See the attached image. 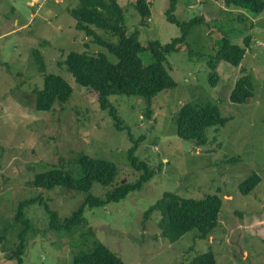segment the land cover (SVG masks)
<instances>
[{"label": "rangeland", "instance_id": "1", "mask_svg": "<svg viewBox=\"0 0 264 264\" xmlns=\"http://www.w3.org/2000/svg\"><path fill=\"white\" fill-rule=\"evenodd\" d=\"M116 1L127 31L137 30L144 46L151 41L167 44L181 35L167 20L172 5L176 21L196 23L187 27L179 50L168 56L165 68L175 86L158 93L149 105L135 96H110L115 119L99 108L95 92L79 86L64 65L58 66L60 56L63 60L70 52L86 50L82 45L90 40L76 30L69 13L79 0H0V264H17L7 258L17 250L22 230L14 218L19 205L34 198L40 201L23 207V219L30 224L23 264H72L95 241L124 264H190L208 250L217 264H264V9L256 14L226 7L224 0H146L150 13L142 18L136 0ZM226 42L245 52L238 66L217 65L213 86L207 62ZM36 50L47 74L61 76L72 89L66 103L48 112L35 109L34 89L41 90L44 83ZM141 57L150 63L147 51ZM239 82L251 96L235 104L230 94ZM190 101L215 105L228 119L223 127L207 129L202 145L176 134L175 118ZM82 154L118 169L111 186L94 184L90 193L96 197H104L119 182H136L145 173L141 166L155 173L122 200L87 207L85 227L53 231L50 212L63 223L89 193L59 187L48 191L30 182L53 168L78 177ZM251 175L259 183L242 194L240 185ZM165 193L196 200L219 194L222 206L211 236L201 240L193 230L175 242L162 237V211L155 206ZM88 228L92 233L84 235Z\"/></svg>", "mask_w": 264, "mask_h": 264}, {"label": "trees", "instance_id": "2", "mask_svg": "<svg viewBox=\"0 0 264 264\" xmlns=\"http://www.w3.org/2000/svg\"><path fill=\"white\" fill-rule=\"evenodd\" d=\"M224 3L226 7L245 8L256 14L264 9V2L261 0H224ZM174 6L172 5L171 11H174ZM135 8L142 18L149 16L150 10L146 0H136ZM171 11L167 13V20L180 28L181 35L167 44L151 41L144 46L138 40L137 30L127 31L123 10L116 0H79L77 8L69 10V13L76 21V30L83 32L90 40L82 45L86 50L70 52L65 58L63 57V60H60V56L58 66L64 65L66 71L79 86L95 92L99 108L106 110L114 118L116 109L108 100L112 95L139 97L146 100L149 105L158 93L175 86V82L165 68L168 63L167 59L184 43L187 27L196 23L194 20L180 23L171 15ZM93 46L98 49L95 53L90 51ZM146 51L151 57L149 64H144L141 57V54ZM244 52L243 48L229 45L226 42L220 53L207 62L209 69L212 70L211 85L214 86L218 82V75L215 72L217 65L220 62H226L238 66ZM34 54L38 70L43 74L44 80L41 90L34 89L35 109L39 112H48L55 104L66 103L72 95V89L61 76L47 74L43 56L37 50ZM109 54L115 58L114 61L109 59L107 56ZM250 96L251 92L244 89L239 82L231 91L230 100L235 104H240ZM150 113L151 110L148 107L145 116L149 117ZM227 122L228 119L222 117L217 106L190 101L181 106L175 118L176 134L182 140H193L198 145H202L204 132L207 129L223 127ZM118 126L116 124V127ZM77 164L79 166L78 177H74L70 171L62 168H53L35 175L30 182L31 185L48 191L59 187L89 193L86 201L73 217L65 219L63 223L58 222L54 212H50L49 226L53 231L69 233L76 227H85L87 223L83 215L87 207H101L111 202H118L128 193L139 191L155 173L151 169L148 171L145 165L141 166L145 173H142L136 182L126 184L119 182L116 186H112L104 197H96L90 193L92 187L94 184L111 186L118 175L116 165L84 154L77 159ZM258 183L259 178L251 175L246 182L240 185V192L249 194ZM35 201L40 200L38 198L24 200L19 205L14 218L16 223L21 224L22 230L19 234L20 241L17 250L7 258L14 259L17 264H23L21 253L23 244H25V234L30 230L28 220L23 219V207H30ZM221 206L222 200L216 193L198 200L165 193L164 198L155 206L162 211L158 223L162 237L175 242L184 234L195 230L197 233L195 238L207 239L218 226ZM148 215L149 212L145 218ZM90 233L92 230L88 228L84 235ZM72 264L124 263L102 243L95 241L89 251L86 250L74 256ZM190 264L217 263L214 253L208 250L194 256Z\"/></svg>", "mask_w": 264, "mask_h": 264}]
</instances>
